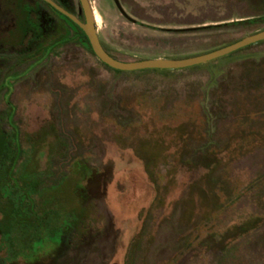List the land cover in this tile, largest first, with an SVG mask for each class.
<instances>
[{
    "label": "rangeland",
    "instance_id": "obj_1",
    "mask_svg": "<svg viewBox=\"0 0 264 264\" xmlns=\"http://www.w3.org/2000/svg\"><path fill=\"white\" fill-rule=\"evenodd\" d=\"M71 1L75 12L78 2ZM88 1L99 41L120 60L189 56L264 28V0ZM61 31L70 33L65 22ZM12 92L6 115L0 92L6 218L19 220L24 201L58 182L70 154H78L81 164L105 175L90 176L74 161L49 195L63 216L69 204L87 207L95 190L88 233L104 244L102 254L114 245L122 258L135 231L127 264H264V38L184 67L131 70L109 67L68 40L31 65ZM46 121L61 139L62 156L40 176L41 157L51 148L43 131L49 127L40 128ZM145 158L159 162L160 172L171 171L159 179L136 231L127 214L135 204L128 207L121 197L128 181L122 174L146 175ZM35 177L37 188L28 194ZM136 184L141 206L150 190ZM85 211L81 217L90 225ZM27 243L32 249L38 241Z\"/></svg>",
    "mask_w": 264,
    "mask_h": 264
},
{
    "label": "flooded vegetation",
    "instance_id": "obj_2",
    "mask_svg": "<svg viewBox=\"0 0 264 264\" xmlns=\"http://www.w3.org/2000/svg\"><path fill=\"white\" fill-rule=\"evenodd\" d=\"M54 5L72 13L77 19L83 20L79 2L74 12L71 0H0V92H2L1 98L7 107L5 115L10 110L9 100H13V98L11 99L13 83L25 78L31 65L37 64L52 49L68 40L85 45L84 41L80 42L78 39L79 31L82 29ZM62 22H65L70 29L68 36L61 33ZM6 79H8L9 87L4 86ZM12 123L16 124V121L12 119ZM0 125L2 126L1 122ZM41 126L49 127V130H43L44 134H47L44 140L48 138L51 141L50 152L44 154L45 156L43 155L44 157H41L40 161L44 170L38 175L43 176L50 173V161L54 157L62 156L60 153L62 142L53 132V122L46 121L40 124V128ZM70 155L66 174H62L55 184L46 186L45 190L38 194L39 197L31 194L37 188L38 182L35 177L36 184H33L29 191L27 190V193L31 194V199L28 197L24 201V210H21L23 216L19 220L6 218L0 212V264H36L35 262L37 264H127L128 247L133 240V235H136L133 230L139 231L144 214L154 204L157 192L160 190L159 179L168 177L171 170L167 168L164 172H160L159 162L149 165V161L145 158L143 167L146 175L136 169H129L122 174L128 181L127 188L125 192L121 193V197L124 202L131 203L128 207H133L135 204L134 210L127 211V214L129 213L128 219L131 220V223L132 221L136 222V228L131 230L133 233H130L125 252L122 258H119L120 256L113 250L114 245L110 250L107 248L109 252L104 250L105 252L102 254L101 250L104 244H95L94 235L88 233L89 230L94 229L95 221L92 208L95 190L87 207L69 204L70 207L63 216L59 215L60 211L56 210L57 208L51 200L53 198L49 194L58 189L64 178L72 172L74 161H77L78 165L80 164V170L86 171L90 176L100 175L102 172L105 175L103 168L85 166L83 163L81 164L78 154L71 153ZM173 160L175 161L174 158ZM149 177L152 179L150 180ZM137 180L140 182V186H147L150 190L146 201L141 206L135 202L142 192L139 184L135 185ZM83 191H85V187ZM13 193L11 191V194ZM14 197L13 194L12 198ZM36 198L39 199L38 202ZM79 203L80 201H78ZM86 208L87 214L92 218L90 225L84 223V219L81 217L85 215ZM55 215L58 217L56 218ZM46 235L56 236L53 241L55 243L51 239L46 240ZM29 240L38 241V243L31 249V244L27 243ZM96 248L99 250L96 251Z\"/></svg>",
    "mask_w": 264,
    "mask_h": 264
},
{
    "label": "water",
    "instance_id": "obj_3",
    "mask_svg": "<svg viewBox=\"0 0 264 264\" xmlns=\"http://www.w3.org/2000/svg\"><path fill=\"white\" fill-rule=\"evenodd\" d=\"M78 2L80 4V8L83 13L82 21L77 19L72 13L66 11L65 9L58 7L56 5L54 6L57 9H59L62 13L67 15L70 19H72L82 29L85 36L87 37L92 53L100 61H102L103 63H105L110 67L120 70H131V69L146 68V67H157V68L184 67V66L204 62L206 60L220 56L236 48H239L241 46H244L246 44L264 38V28H262L258 31L241 36L229 44L198 54H193L178 58L156 57V58H143V59H135V60H120L110 55L101 45L96 33L92 10L90 8L88 0H78Z\"/></svg>",
    "mask_w": 264,
    "mask_h": 264
},
{
    "label": "trees",
    "instance_id": "obj_4",
    "mask_svg": "<svg viewBox=\"0 0 264 264\" xmlns=\"http://www.w3.org/2000/svg\"><path fill=\"white\" fill-rule=\"evenodd\" d=\"M79 33H80V35L78 37L79 41L80 42L84 41L85 42V46H87L90 49V46L88 44L87 38L85 37L84 33L81 30L79 31Z\"/></svg>",
    "mask_w": 264,
    "mask_h": 264
}]
</instances>
